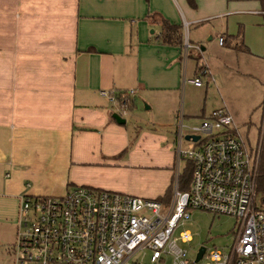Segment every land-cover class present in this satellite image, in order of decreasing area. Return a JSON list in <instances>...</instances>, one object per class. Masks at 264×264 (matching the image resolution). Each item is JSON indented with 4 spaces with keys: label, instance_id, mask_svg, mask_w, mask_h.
<instances>
[{
    "label": "crops",
    "instance_id": "0c3cea01",
    "mask_svg": "<svg viewBox=\"0 0 264 264\" xmlns=\"http://www.w3.org/2000/svg\"><path fill=\"white\" fill-rule=\"evenodd\" d=\"M260 2L236 15L264 18ZM200 3L191 8L187 0H0L3 264H14L10 244L22 194L62 197L85 186L161 199L172 187L180 117L191 126L220 109L179 108L182 84L211 77L208 47L199 45L215 38L223 49L217 60L225 67L248 51L241 33H213ZM211 5L219 8L221 2ZM163 22L180 28L181 44L160 41ZM202 51L208 68L198 62ZM189 71L193 79L187 80ZM127 90L134 96L124 109L100 95ZM138 100L150 112L142 126L132 114ZM155 174L163 178L153 185Z\"/></svg>",
    "mask_w": 264,
    "mask_h": 264
},
{
    "label": "built area",
    "instance_id": "2783aa9c",
    "mask_svg": "<svg viewBox=\"0 0 264 264\" xmlns=\"http://www.w3.org/2000/svg\"><path fill=\"white\" fill-rule=\"evenodd\" d=\"M218 43L223 44L222 37ZM189 82L201 85L199 78ZM100 95L124 109L134 90ZM176 140L169 206L159 199L85 186L72 187L62 197L22 194L11 246L14 264H264V211L255 206L260 147L248 146L225 107L199 125L186 126L180 117ZM184 140L187 148L181 147ZM183 158L191 172L186 190L178 186ZM191 211L237 221L228 252L203 247L196 261L201 247L192 255L191 233L176 235ZM135 256L138 260L131 262Z\"/></svg>",
    "mask_w": 264,
    "mask_h": 264
},
{
    "label": "rangeland",
    "instance_id": "374dc122",
    "mask_svg": "<svg viewBox=\"0 0 264 264\" xmlns=\"http://www.w3.org/2000/svg\"><path fill=\"white\" fill-rule=\"evenodd\" d=\"M198 1L196 0L197 4ZM212 1L200 0L201 10H203L201 14L211 18L207 24L214 29L212 32L225 31L232 36L241 33L242 42L248 51L241 53L233 65L225 67L219 64L217 60L223 49L218 46L215 38L205 37L199 46L208 47L207 52L212 58L211 65L213 67L211 68L209 65L211 71L208 73L211 77L208 80L201 76L202 87H195L188 83L182 84L179 108L181 104H185L186 111L191 110L196 113L204 110L208 113L213 109L225 107L248 146L251 149L260 147V164L263 166L264 174V18L263 16L236 15V12L239 11L255 10L256 3L261 2L260 0H231L230 3H227L223 0H216L221 2V7L217 8L212 7ZM189 30L192 31L191 28ZM184 31L183 39L186 36V31ZM209 38L210 40H208ZM200 55L199 64L208 68L206 51H202ZM186 79H193L190 71ZM132 112L138 121L137 125L141 126L144 125V120L150 115V112L145 110L142 100L137 101V109H133ZM127 121L129 122L130 118L127 117ZM191 123H193L192 125H199L200 122L192 120ZM181 147L187 148L185 140L181 143ZM190 173L189 163L186 159H181L178 180L180 190H183L186 182L189 183ZM175 174L174 166L171 195L175 186ZM162 178V175L155 174L153 185ZM171 195L168 200H162L166 206L170 204ZM255 206L264 211V177L262 187L256 191ZM236 224L237 221L229 216H213L201 211H191L190 220L178 228L176 235L183 230L191 233L192 242L189 248L192 255L200 247L228 252L233 243ZM10 250V254H12L11 247ZM5 252L2 244H0V253ZM1 256L0 254V258ZM138 258L139 256H135L131 262H136ZM0 264H3L1 260Z\"/></svg>",
    "mask_w": 264,
    "mask_h": 264
},
{
    "label": "trees",
    "instance_id": "16d2710c",
    "mask_svg": "<svg viewBox=\"0 0 264 264\" xmlns=\"http://www.w3.org/2000/svg\"><path fill=\"white\" fill-rule=\"evenodd\" d=\"M187 2L191 8L196 7L195 0H187ZM160 41L164 44H171V45L181 44L182 36L180 34V28L176 25H171L168 22H163L162 31L160 33ZM263 177H264L263 166H261L260 164L258 181H257L258 188L262 187ZM187 186H188V182L185 183L183 190H186ZM170 195H171V186L168 187L164 196L159 200L166 201L170 198Z\"/></svg>",
    "mask_w": 264,
    "mask_h": 264
},
{
    "label": "water",
    "instance_id": "95a60500",
    "mask_svg": "<svg viewBox=\"0 0 264 264\" xmlns=\"http://www.w3.org/2000/svg\"><path fill=\"white\" fill-rule=\"evenodd\" d=\"M112 118L118 123V124H124L125 123V120L120 118V116L118 114H113L112 115ZM186 140H189L188 137L185 138ZM197 138H194V140H196ZM204 253V248L201 247L199 250H198V253L196 255V261L200 260L202 255Z\"/></svg>",
    "mask_w": 264,
    "mask_h": 264
}]
</instances>
